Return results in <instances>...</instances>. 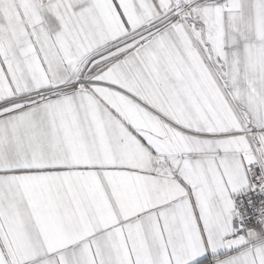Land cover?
<instances>
[{
  "label": "snow or ice",
  "instance_id": "1",
  "mask_svg": "<svg viewBox=\"0 0 264 264\" xmlns=\"http://www.w3.org/2000/svg\"><path fill=\"white\" fill-rule=\"evenodd\" d=\"M0 264H264V0H0Z\"/></svg>",
  "mask_w": 264,
  "mask_h": 264
}]
</instances>
